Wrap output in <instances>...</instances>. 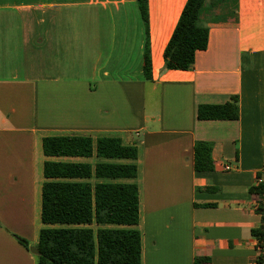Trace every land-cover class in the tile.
I'll use <instances>...</instances> for the list:
<instances>
[{"label":"crops","instance_id":"1","mask_svg":"<svg viewBox=\"0 0 264 264\" xmlns=\"http://www.w3.org/2000/svg\"><path fill=\"white\" fill-rule=\"evenodd\" d=\"M186 2L0 0V264H37L14 234L38 243L47 160L137 165L115 181L139 187L142 264H257L264 0H206L208 47L167 69ZM227 102L237 118H198ZM63 135L118 137L138 156H46L43 139ZM198 142L211 171L195 170Z\"/></svg>","mask_w":264,"mask_h":264},{"label":"trees","instance_id":"2","mask_svg":"<svg viewBox=\"0 0 264 264\" xmlns=\"http://www.w3.org/2000/svg\"><path fill=\"white\" fill-rule=\"evenodd\" d=\"M145 1V0H141ZM206 0H187L164 51L165 68L189 69L196 53L209 44V27L201 24ZM199 119L238 117L236 102L204 104ZM46 156L136 159L138 148L125 145L118 137L47 136L43 139ZM211 145L196 144L195 170L211 171ZM46 181L42 186L43 227L35 246L37 264H142V235L135 226L140 221V195L136 183L115 181L135 178V163L103 161L67 163L47 160ZM113 180L92 182V178ZM76 179H85L76 180ZM262 185L258 190L261 191ZM30 249V242L14 234Z\"/></svg>","mask_w":264,"mask_h":264},{"label":"built area","instance_id":"3","mask_svg":"<svg viewBox=\"0 0 264 264\" xmlns=\"http://www.w3.org/2000/svg\"><path fill=\"white\" fill-rule=\"evenodd\" d=\"M226 168H229L228 166ZM257 185L263 188L259 192L258 213L261 217L258 233L256 238L257 264H264V175L258 177Z\"/></svg>","mask_w":264,"mask_h":264},{"label":"water","instance_id":"4","mask_svg":"<svg viewBox=\"0 0 264 264\" xmlns=\"http://www.w3.org/2000/svg\"><path fill=\"white\" fill-rule=\"evenodd\" d=\"M30 250L36 255L40 254V251L36 247H30Z\"/></svg>","mask_w":264,"mask_h":264},{"label":"rangeland","instance_id":"5","mask_svg":"<svg viewBox=\"0 0 264 264\" xmlns=\"http://www.w3.org/2000/svg\"><path fill=\"white\" fill-rule=\"evenodd\" d=\"M32 247H34V246H32Z\"/></svg>","mask_w":264,"mask_h":264}]
</instances>
